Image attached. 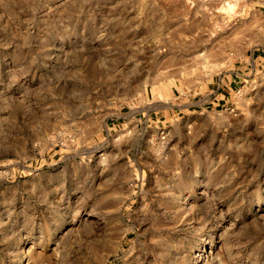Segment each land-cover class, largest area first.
I'll list each match as a JSON object with an SVG mask.
<instances>
[{"label":"rangeland","instance_id":"rangeland-1","mask_svg":"<svg viewBox=\"0 0 264 264\" xmlns=\"http://www.w3.org/2000/svg\"><path fill=\"white\" fill-rule=\"evenodd\" d=\"M0 264H264V0H0Z\"/></svg>","mask_w":264,"mask_h":264},{"label":"bare ground","instance_id":"bare-ground-1","mask_svg":"<svg viewBox=\"0 0 264 264\" xmlns=\"http://www.w3.org/2000/svg\"><path fill=\"white\" fill-rule=\"evenodd\" d=\"M224 11L226 14L231 15L237 12L235 4L232 2H228L224 4Z\"/></svg>","mask_w":264,"mask_h":264},{"label":"crops","instance_id":"crops-1","mask_svg":"<svg viewBox=\"0 0 264 264\" xmlns=\"http://www.w3.org/2000/svg\"><path fill=\"white\" fill-rule=\"evenodd\" d=\"M234 84H235L234 79L229 80L227 87L224 88L225 93H223V96H226L225 94H231V92L233 91Z\"/></svg>","mask_w":264,"mask_h":264}]
</instances>
